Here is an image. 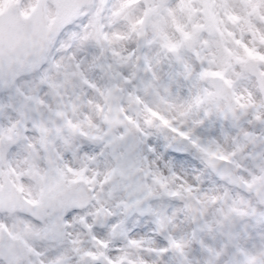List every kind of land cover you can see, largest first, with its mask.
Returning a JSON list of instances; mask_svg holds the SVG:
<instances>
[{
	"label": "snow or ice",
	"instance_id": "6c2138e0",
	"mask_svg": "<svg viewBox=\"0 0 264 264\" xmlns=\"http://www.w3.org/2000/svg\"><path fill=\"white\" fill-rule=\"evenodd\" d=\"M0 264H264V0H0Z\"/></svg>",
	"mask_w": 264,
	"mask_h": 264
}]
</instances>
